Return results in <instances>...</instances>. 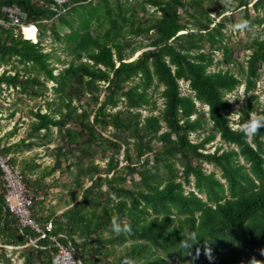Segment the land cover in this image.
Listing matches in <instances>:
<instances>
[{
	"label": "trees",
	"instance_id": "obj_1",
	"mask_svg": "<svg viewBox=\"0 0 264 264\" xmlns=\"http://www.w3.org/2000/svg\"><path fill=\"white\" fill-rule=\"evenodd\" d=\"M12 4L37 37L0 28V95L11 89L43 99L48 83L55 95L44 101V113L30 112L27 142L0 139V154L18 167L32 194L33 216L52 219L54 233L65 237L59 241L70 242L81 264H264V126L253 131L264 104L250 95L237 124L254 112L256 118L249 130L234 129L228 117L234 104L226 98L240 86L245 95L255 90L264 37L248 42L243 66L223 33L225 13L263 24L264 0H68L63 13L48 0H0V18ZM46 36L72 57L57 74ZM214 65L227 68L210 71ZM160 88L161 108L150 95ZM53 129V164H18L22 148L55 142ZM216 137L221 144L208 152ZM55 172L71 179L61 185L67 198L44 210L59 186L45 182ZM4 195L0 173V264L10 263L5 246L20 248L21 264H51L54 246L27 245L30 232L19 233ZM114 218L131 232L115 233Z\"/></svg>",
	"mask_w": 264,
	"mask_h": 264
},
{
	"label": "rangeland",
	"instance_id": "obj_2",
	"mask_svg": "<svg viewBox=\"0 0 264 264\" xmlns=\"http://www.w3.org/2000/svg\"><path fill=\"white\" fill-rule=\"evenodd\" d=\"M222 1L225 2L232 0ZM251 14L253 16L252 18H255V16L257 15V13H253V11H251ZM224 15H227L224 21L225 28L223 29V33H225L226 35L225 42L229 47L234 49V57L237 59L238 63H241L243 66H245V60L247 59V55L250 53V51L246 49V45L249 41H251V39L256 36L261 37V39L264 37V23L260 25L256 24L249 26V28L244 31L234 30L233 26L236 22L242 19V13H239L234 19L230 17V13H225ZM220 18L221 17H215V22L219 21ZM24 30H26V32L31 37L36 39L35 29L33 27H25ZM59 32L60 34H64L67 33L68 30L66 28H61L59 29ZM136 41L140 40L137 39ZM142 42L146 44L148 40L143 39ZM43 45L45 51L48 52L52 50V53L55 56L52 60V65L56 68L54 74L59 73L62 69L66 67V64L71 60L72 57L69 56L67 52L63 51V44L55 42L50 36L45 37ZM137 55L138 54H136L134 58ZM57 60H59L60 62L58 63ZM220 60H222V55L220 52H217L215 56V61ZM226 68L227 67L225 65H214L210 68V71H217L218 69L225 70ZM229 68L233 73L239 75L237 65H230ZM1 72L2 68H0V73ZM260 73V78L257 80L256 88L251 94L245 95L243 92V86H240L236 88L233 92L226 95V98L234 104L233 112L228 115L231 121L230 126H232V128L234 129L239 127L249 130L250 123H252L256 118V113L254 112L251 115L249 122L241 126H238L237 124L240 117L239 111L241 107L245 104V102L249 99L250 95H253L255 97L254 101H257L261 105L264 104V67L260 70ZM179 85L183 94L190 93V91H188L187 83L180 81ZM52 86V83L47 84L49 90L46 94V98L43 99H30L26 96H20L11 89H6L2 92V94L0 95V120L3 121L4 130L6 131L5 135L7 136V138L10 137L8 142H10L11 144L18 143L22 139H24L26 142L28 141L26 134L29 131V124L32 121V116L30 112H34L39 107L42 113L45 112L44 101H52L55 99V95L52 94V91L50 90ZM161 90L162 88H160L159 90H150L152 100H155L160 108L162 107V98L160 97ZM196 106L200 110L207 111V107L203 106L202 104L197 103ZM12 113L13 115L10 116ZM142 113L143 115H146L145 111H143ZM209 127L210 125H207L205 127V130L208 131ZM10 133H13L12 136H8ZM203 135H205V133L200 134V137H203ZM56 137L57 136L55 129H53L52 139H54L55 142H48L44 140L43 146L34 147L31 149L22 148L15 155L18 164L24 160H33L35 163L40 164L42 167L51 166L53 164V158L51 157V153L54 147L57 145ZM190 138L193 141H197L198 133L191 134ZM33 140L37 141L36 139ZM220 144L221 141L219 137H216L213 142L207 145L208 152H212L214 147ZM97 163H99L101 166H104L105 161L101 162L97 159ZM204 166L208 171L212 170V167L210 165L205 164ZM70 180L71 179L66 174H60L59 172H55L54 174L45 179V182L47 184H59V186H57L56 188H52L49 191L50 195L46 200V207L47 205H56L59 203V201H63L67 198L66 189L63 188L61 185L62 183H69Z\"/></svg>",
	"mask_w": 264,
	"mask_h": 264
},
{
	"label": "built area",
	"instance_id": "obj_3",
	"mask_svg": "<svg viewBox=\"0 0 264 264\" xmlns=\"http://www.w3.org/2000/svg\"><path fill=\"white\" fill-rule=\"evenodd\" d=\"M52 4V9L58 13L65 12L64 5L68 0H48ZM4 18H0V28H14L23 33L25 27L26 14L16 4L4 6L1 9ZM24 35V34H23ZM25 36V35H24ZM0 173L2 181L5 185L4 204L10 214H12L18 222V231L30 232L27 245H31L38 249H46L54 246L55 253L51 264H81L74 257V251L70 242L66 244L60 242L61 238H65L62 234L54 233V223L52 219L46 222H40L32 214L33 197L27 189L17 168L11 165L8 156L0 154ZM48 242L49 245H42L41 242ZM13 249L12 246H5V249Z\"/></svg>",
	"mask_w": 264,
	"mask_h": 264
},
{
	"label": "clouds",
	"instance_id": "obj_4",
	"mask_svg": "<svg viewBox=\"0 0 264 264\" xmlns=\"http://www.w3.org/2000/svg\"><path fill=\"white\" fill-rule=\"evenodd\" d=\"M249 26H250V20L247 18H242L238 22H236L233 27L234 30L244 31L247 30ZM254 123H255V128L253 129V131H256L260 127L264 126V119L255 121ZM111 227L112 230L117 234L129 233L132 230V226L130 224H122L118 218L113 219Z\"/></svg>",
	"mask_w": 264,
	"mask_h": 264
},
{
	"label": "crops",
	"instance_id": "obj_5",
	"mask_svg": "<svg viewBox=\"0 0 264 264\" xmlns=\"http://www.w3.org/2000/svg\"><path fill=\"white\" fill-rule=\"evenodd\" d=\"M29 27H32V26H29ZM64 28H66V27H64ZM34 29H35V37H37L36 28H34ZM35 40H33V41H35ZM5 133H6V131L4 130L3 121L0 120V139L3 140V143L4 144H11L10 142H8V140L10 139V137L7 138V136L5 135ZM45 205H46V203H45ZM50 206L51 205H47V207L45 206L44 210L49 209ZM60 209L61 208H59L57 210L56 214H59L61 212ZM6 251H7L6 255H7V257L10 260V263L9 264H21L22 263V258L20 257V248L13 247V249L12 248L11 249H6Z\"/></svg>",
	"mask_w": 264,
	"mask_h": 264
}]
</instances>
